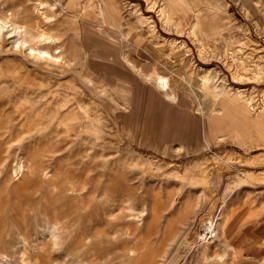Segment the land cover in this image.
Segmentation results:
<instances>
[{"label":"rangeland","instance_id":"rangeland-1","mask_svg":"<svg viewBox=\"0 0 264 264\" xmlns=\"http://www.w3.org/2000/svg\"><path fill=\"white\" fill-rule=\"evenodd\" d=\"M115 1L124 10L105 19L103 0L7 6L28 9L32 23L42 2L50 19L39 26L66 64L0 51V264H264V0ZM168 3L174 19L163 24L157 11L172 13ZM130 8L152 21L139 32L145 43L189 65L183 87L204 118L200 147L132 141L134 77L97 38L112 23L137 33ZM81 27L93 33L87 55ZM169 90L162 99L176 103Z\"/></svg>","mask_w":264,"mask_h":264},{"label":"crops","instance_id":"crops-1","mask_svg":"<svg viewBox=\"0 0 264 264\" xmlns=\"http://www.w3.org/2000/svg\"><path fill=\"white\" fill-rule=\"evenodd\" d=\"M170 10L174 13L172 8ZM105 11L106 18L107 12H111L108 9ZM112 25L116 29H100L98 33L101 36L97 38L114 47V54L109 56V60L112 63H120L129 76L134 77L131 86L132 101L127 110L132 141L139 148L151 151L170 147L188 149L201 146L205 135L204 118L195 108L188 109L187 99L189 98L192 104H195V100L190 85L189 90L183 87V84H186L188 64L184 66L185 60L178 57L179 52L159 49L155 41H150V45L145 43V38L139 32L144 28L150 32L148 28L137 26V33L128 36L129 32L124 33L113 23ZM91 35L93 33L81 27L80 40L86 55ZM156 76L167 79L168 89L174 90L178 97L176 103L162 99L160 89L153 80L148 79ZM138 107L140 111L137 112Z\"/></svg>","mask_w":264,"mask_h":264},{"label":"bare ground","instance_id":"bare-ground-1","mask_svg":"<svg viewBox=\"0 0 264 264\" xmlns=\"http://www.w3.org/2000/svg\"><path fill=\"white\" fill-rule=\"evenodd\" d=\"M53 1H55L54 4L57 5L56 0ZM103 2L104 3L99 4L98 7V14L101 18H105V9H108L112 15L120 14L122 6L115 0H103ZM9 3L10 0H7L2 5H0V51L4 49L8 52L21 54L24 57L35 60L38 64L40 63L47 68H60L64 66L66 62L60 49L62 47L59 46L60 44L57 45L58 40L56 38H53L54 36L51 37L50 34L43 29V26H39L41 23H47V21H49L48 19H50L49 16L44 13V11H40L42 2L36 3L32 7L33 11H36V17L38 18V22L33 21L32 23L29 22L31 21V13L28 9H24V7H13V5H11L13 8L7 9ZM170 6L171 5L168 3L167 7L170 8ZM84 8L87 9V3H85ZM129 10L131 11V8ZM157 12L159 21H162L163 24L168 23L169 21H172L174 19V13L167 12L164 7ZM130 14L136 19L134 23L135 25H138L140 27H147L149 24H152L150 17H143L141 12L137 8L135 11H131ZM19 18L28 21L30 24H28L27 22L24 23L23 20L22 22H20L18 20ZM197 21V25L199 27L204 25L200 19H198ZM192 32L195 33V29H193ZM35 61L33 62L35 63ZM207 71L208 70H204L202 75L200 76L201 79L205 80V82L206 79H208V76L206 75ZM148 79L153 80L158 88L164 89L167 97L171 98V95H173V93L168 89L167 79L160 76H156L154 78L148 77ZM204 227L205 230L208 231V233L215 234V224H213L212 222L209 221L205 223Z\"/></svg>","mask_w":264,"mask_h":264},{"label":"clouds","instance_id":"clouds-1","mask_svg":"<svg viewBox=\"0 0 264 264\" xmlns=\"http://www.w3.org/2000/svg\"><path fill=\"white\" fill-rule=\"evenodd\" d=\"M49 234H50V238L53 241V243L57 246V247H61L62 246V236L60 235V226L59 225H54L53 227H51L49 229ZM4 260H7L8 257L7 256H3L2 257Z\"/></svg>","mask_w":264,"mask_h":264}]
</instances>
